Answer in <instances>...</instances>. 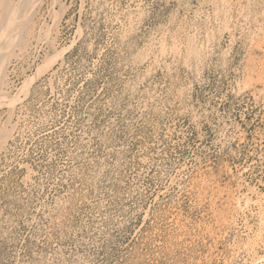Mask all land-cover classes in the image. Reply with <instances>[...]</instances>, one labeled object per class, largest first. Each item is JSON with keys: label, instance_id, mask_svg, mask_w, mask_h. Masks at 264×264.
<instances>
[{"label": "rangeland", "instance_id": "1", "mask_svg": "<svg viewBox=\"0 0 264 264\" xmlns=\"http://www.w3.org/2000/svg\"><path fill=\"white\" fill-rule=\"evenodd\" d=\"M0 98V264H264V0H0Z\"/></svg>", "mask_w": 264, "mask_h": 264}, {"label": "bare ground", "instance_id": "2", "mask_svg": "<svg viewBox=\"0 0 264 264\" xmlns=\"http://www.w3.org/2000/svg\"><path fill=\"white\" fill-rule=\"evenodd\" d=\"M33 7H34V6H33ZM14 10H15V9H14ZM2 12H3V11H2ZM12 12H13V11H12ZM7 22H9V21H7ZM5 26H6V25H5ZM9 26H10V25H9ZM9 26H8V27H9ZM9 28H10V27H9ZM6 29H7V28H6ZM6 31H7V30H6ZM1 98H2V97H1ZM1 98H0V99H1ZM0 104H1V102H0ZM257 262H258V261H257Z\"/></svg>", "mask_w": 264, "mask_h": 264}]
</instances>
